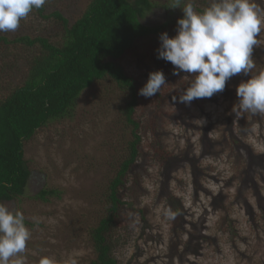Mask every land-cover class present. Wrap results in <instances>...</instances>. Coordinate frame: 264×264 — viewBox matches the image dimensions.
<instances>
[{
    "label": "rangeland",
    "instance_id": "rangeland-1",
    "mask_svg": "<svg viewBox=\"0 0 264 264\" xmlns=\"http://www.w3.org/2000/svg\"><path fill=\"white\" fill-rule=\"evenodd\" d=\"M47 1L48 11L57 8L72 22L89 0ZM193 2L201 11L210 0ZM255 2L264 10V0ZM183 15V10L171 15L159 6L146 15L144 23L162 24L171 19L174 24L166 32L175 36L177 21ZM54 28L53 20L43 19L33 10L15 34L52 37L57 33ZM160 35L142 41L137 55L131 53L122 60L127 72L144 84L150 72L172 65L155 66L151 62L150 52L159 49ZM259 39L264 41V32ZM12 50L22 56L26 53L23 48ZM20 58L6 59L7 65L16 64L7 70L16 73L25 62ZM253 58L264 60V45L254 46ZM185 75L189 74L180 73V82L193 79H182ZM237 78L238 74L231 77L222 92L194 99L190 105L179 102L178 87L171 81L163 86L161 96L141 97L136 114L144 126L141 156L122 189L127 205L114 229L118 241L114 251L120 264H264V212L260 209L264 207V183L260 195L245 189L250 206L235 199L239 190L233 176L241 168L235 156L244 148L232 153L224 135L230 111L238 103L233 89L240 83ZM127 97L111 81H98L84 90L72 119L40 128L25 143L32 174L26 193L20 199L3 202L22 211L31 230V239L19 257L22 264H41L44 259L49 264H90L95 259L89 230L105 212L107 187L131 137L130 128L119 115ZM244 115L246 129L237 127L236 121L235 131L258 146V152H264V115ZM254 118L258 122L251 128L248 120ZM205 134L214 138L212 144H207ZM162 137L165 150L171 154L166 164L153 157L154 143ZM214 152L222 154L214 158ZM210 166L212 177L205 170ZM225 178L233 181L227 183ZM44 188L57 189L59 196L50 195L46 201L35 198ZM222 192L226 194L225 211L211 204L213 196ZM170 196L183 204L180 226H176L173 215H168L175 209ZM252 214L258 219L256 227L250 221Z\"/></svg>",
    "mask_w": 264,
    "mask_h": 264
},
{
    "label": "trees",
    "instance_id": "trees-1",
    "mask_svg": "<svg viewBox=\"0 0 264 264\" xmlns=\"http://www.w3.org/2000/svg\"><path fill=\"white\" fill-rule=\"evenodd\" d=\"M48 2L50 1L34 11L41 18L54 21V29L57 30L54 36L31 32H0V203L20 199L26 193L32 174L25 158V143L31 140L40 128L72 119L77 110L78 99L85 89L98 81H111L128 95L125 105L119 108V115L126 127L130 128L131 137L126 142V153L120 158L115 175L107 187L105 212L99 222L89 230L96 253L90 264H120L114 251V246L118 243L114 238V229L121 210L127 205L122 197V189L141 156L144 126L136 114L142 97L139 90L145 85L139 77L127 72L122 60L128 54L137 55L138 45L142 41L158 36L174 24L171 19L162 24H145L144 19L150 11L161 6L173 15L179 13L182 8L168 7L170 0H89L80 15L71 22L57 8L48 11ZM14 48H23L26 53L22 56L12 50ZM152 53L150 52L151 62L155 66L159 63L171 65V62L158 58V48ZM19 56L23 57L20 60L25 61L24 65L16 73L7 70L16 64L7 65L5 60ZM256 65L259 67L253 70L254 73L264 70L263 59H258ZM162 69L166 74L167 83L171 81V84L174 83L178 87L176 91L179 96L180 92L189 86L192 78L180 82L179 76L173 75V65L170 68L163 66ZM250 76L251 74L245 76L240 73L237 79L241 82ZM237 86L233 88L235 92ZM162 88L160 93H157L160 96ZM230 112L224 133L230 147L228 149L232 148L233 153L238 147L244 148L242 153L235 156L241 164L240 170L233 176L237 177L239 190L235 199H241L243 204L250 206L244 191L248 188L260 195L263 186L261 182L264 183V152H258V146L249 143L235 131L236 121L237 127L246 129L247 117L243 114L240 118L232 109ZM254 119L248 120L251 128L253 123L258 122ZM241 121H244L245 125ZM242 129L240 133L243 132ZM205 138L207 144L214 142L210 135L205 134ZM152 149L155 155L153 157L162 160L163 164L170 160L171 154L165 150L163 137L154 143ZM214 154L213 157L218 158L222 152ZM205 170L207 175L212 177L213 174L208 172L212 167ZM224 180L227 183L233 181L228 178ZM50 195L59 196V191L44 188L35 198L46 201ZM170 198L175 208L173 219L175 218L176 226H180L184 218L183 204L179 203L176 196ZM225 198L224 192L213 196L211 204L214 209L225 211ZM260 209L264 212L262 205ZM250 221L255 227L258 225L254 214L251 215ZM230 226L231 223L229 228Z\"/></svg>",
    "mask_w": 264,
    "mask_h": 264
},
{
    "label": "clouds",
    "instance_id": "clouds-1",
    "mask_svg": "<svg viewBox=\"0 0 264 264\" xmlns=\"http://www.w3.org/2000/svg\"><path fill=\"white\" fill-rule=\"evenodd\" d=\"M47 0H0V32L16 31L22 20ZM170 8H182L184 15L177 21V33H161L158 58L171 62L173 75L193 77L179 95V102L191 104L194 99L211 98L225 89L234 75L251 74L236 87L238 103L235 115H264V70L254 73V46L264 45L259 39L264 32V10L255 0H210L198 11L193 0H170ZM167 83L162 70L152 71L139 90L145 98L153 97ZM173 101L177 99L172 97ZM172 216V213H168ZM24 213L0 203V264H22L19 259L31 239V230ZM34 222L38 221L35 217ZM41 264H49L47 259Z\"/></svg>",
    "mask_w": 264,
    "mask_h": 264
}]
</instances>
